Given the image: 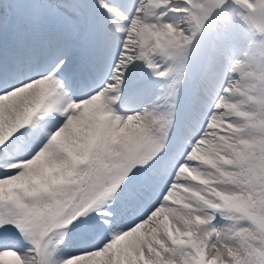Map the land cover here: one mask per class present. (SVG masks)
Instances as JSON below:
<instances>
[{
    "label": "snow or ice",
    "instance_id": "snow-or-ice-1",
    "mask_svg": "<svg viewBox=\"0 0 264 264\" xmlns=\"http://www.w3.org/2000/svg\"><path fill=\"white\" fill-rule=\"evenodd\" d=\"M0 264H264V0H0Z\"/></svg>",
    "mask_w": 264,
    "mask_h": 264
}]
</instances>
